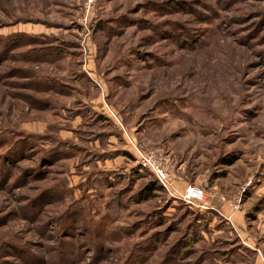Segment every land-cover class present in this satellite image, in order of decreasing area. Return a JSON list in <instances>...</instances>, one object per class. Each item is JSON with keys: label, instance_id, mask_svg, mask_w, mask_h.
I'll return each instance as SVG.
<instances>
[{"label": "rangeland", "instance_id": "obj_1", "mask_svg": "<svg viewBox=\"0 0 264 264\" xmlns=\"http://www.w3.org/2000/svg\"><path fill=\"white\" fill-rule=\"evenodd\" d=\"M85 3L0 0V264H264V0ZM88 58L106 164L91 128L63 129L72 109L91 119L60 90ZM129 140L169 159L179 190L243 192L236 232L163 190L143 199L155 182L117 150Z\"/></svg>", "mask_w": 264, "mask_h": 264}, {"label": "crops", "instance_id": "obj_2", "mask_svg": "<svg viewBox=\"0 0 264 264\" xmlns=\"http://www.w3.org/2000/svg\"><path fill=\"white\" fill-rule=\"evenodd\" d=\"M88 50L90 51V47L88 48ZM62 56H64V54L61 52L60 57H62ZM93 64H94L93 59L88 58L87 61L82 65V68L79 69V71L75 69L77 72L76 75L71 74L74 77L70 76L71 82L68 83L69 85L68 86L64 85L65 89H63L64 86L60 89L61 92H63L64 94L69 93V90H71V94L78 96L77 103L82 104L86 110L91 112V119L89 117L84 119L83 116L80 115V112L82 111L81 109H79V108H76L74 110L72 109V110H70V112H75L76 114L75 115L71 114V116H73V118H71V119L66 117L68 127L65 126V127H63V129L68 130V128H69V130H71V131H75V129H76L78 132H80V129L83 127L91 128V147H92V149H91L92 155L91 156L94 157L93 161L94 162L96 161L95 157L103 156L104 157L103 163L106 164V163H108L106 161V158H108V157L110 159V160L108 159L109 163L111 162L110 157H111L112 151H111V149L106 150L105 148L101 150V148H99V147L105 146V147L111 148L112 134L109 131V129L111 127L110 118L112 117V112L109 108H107L106 103L104 102L103 98L100 96V94L98 92L97 87L101 88V89H103L104 87H102L103 82L99 81V78H98L99 73ZM70 71H71V69H70ZM79 79H81L82 81L79 82ZM75 85H77V86H75ZM90 85L93 88L94 92L92 91L91 87L89 89ZM69 86H71L69 89L66 88ZM80 86L85 87V89L79 88ZM66 90H68V92ZM107 97H108V95H107ZM65 112H66L65 109H62V108L57 106V114L62 115ZM82 121H84V122L86 121L87 123H83ZM88 122H91V124H89ZM106 127H107V129H106ZM123 138L126 140L125 136H123ZM126 143H127V141H126ZM125 145H126V148L117 149V150L122 151V153L129 154L130 148H129L128 144H125ZM97 151H98V153H96ZM120 160H122V162L124 163V166L127 165L126 159L121 158ZM94 166H95V164H94ZM103 170L104 171L101 170L99 173L101 174V173H104L106 171H108V172L112 171V165L109 164V167H107L106 169H103ZM181 185L182 184L180 183V186ZM215 205L220 210V213L225 218H228L230 220L231 223H228L220 217V219H222L226 225L230 226V224H231L233 226V229L235 230L236 228H234V225L241 224V221H240L241 220V214H240L241 212L232 211L227 204H222L217 199H215ZM235 232H236V230H235Z\"/></svg>", "mask_w": 264, "mask_h": 264}, {"label": "built area", "instance_id": "obj_3", "mask_svg": "<svg viewBox=\"0 0 264 264\" xmlns=\"http://www.w3.org/2000/svg\"><path fill=\"white\" fill-rule=\"evenodd\" d=\"M94 0H86L85 10L88 12L93 6ZM129 153L134 159L136 166L141 171L148 172L158 186L171 198H178L190 208H196L202 212L215 213L226 222L231 223L228 218H225L218 207L214 204V199H217L222 204H227L229 208L236 212L241 206V195L238 193L234 197L227 199L221 194H210L206 191V185L196 186L186 184L182 190L177 189L178 173L177 169L166 157H158L156 154L145 151L138 144L129 140Z\"/></svg>", "mask_w": 264, "mask_h": 264}, {"label": "trees", "instance_id": "obj_4", "mask_svg": "<svg viewBox=\"0 0 264 264\" xmlns=\"http://www.w3.org/2000/svg\"><path fill=\"white\" fill-rule=\"evenodd\" d=\"M22 35V34H21ZM17 36V35H16ZM8 42H12L11 41V38L8 39ZM7 44V43H6ZM26 45H34V43H28ZM32 53L33 54V51H25V54L27 53ZM36 54V58L38 60L41 61V63L43 61H50L52 60L53 58L57 59V58H60L61 56V51L60 50H57V49H40L39 52L36 50L35 52ZM0 55H1V52H0ZM31 55V54H29ZM47 55V56H46ZM35 75V74H34ZM123 156H126L127 158H130V156L132 157V155L129 153H123ZM133 158V157H132ZM155 182V181H154ZM162 190L158 184L155 182L153 184H150V185H147L145 187V189L143 191H141V196L143 197V199H148V198H152V194L155 193V191L157 190Z\"/></svg>", "mask_w": 264, "mask_h": 264}]
</instances>
